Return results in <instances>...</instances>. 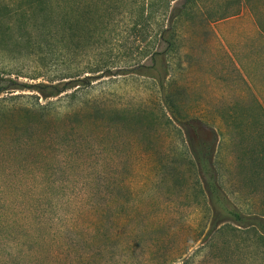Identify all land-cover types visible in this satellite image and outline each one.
<instances>
[{"label": "rangeland", "instance_id": "374dc122", "mask_svg": "<svg viewBox=\"0 0 264 264\" xmlns=\"http://www.w3.org/2000/svg\"><path fill=\"white\" fill-rule=\"evenodd\" d=\"M39 1L0 0V264H264L252 231L229 224L209 233L217 196L264 214V51L262 95L225 100L228 64L207 44L210 25L241 5L264 33V0L177 4L161 87L150 70L131 72L164 47L160 0L150 21L138 0H83L90 12L70 14L71 39L50 49L17 34L43 23L21 16ZM65 2L69 12L80 5L51 8ZM104 60L114 66L108 76L55 98L10 85L83 77ZM202 62L218 74L209 86ZM198 71V91L217 103L186 95Z\"/></svg>", "mask_w": 264, "mask_h": 264}, {"label": "trees", "instance_id": "16d2710c", "mask_svg": "<svg viewBox=\"0 0 264 264\" xmlns=\"http://www.w3.org/2000/svg\"><path fill=\"white\" fill-rule=\"evenodd\" d=\"M55 0H45V1H39L38 3H34L35 6H38V9L35 11H32V7L28 4L27 7L29 8L24 9L22 8L21 16L24 21H26L27 18H30L29 16L33 13L35 15L40 14L41 19L40 22L43 23H37L35 25L31 26H22L17 31V34L19 37H38L41 39V43L38 44L40 47H47L51 44L53 46H59V44H62L65 42V39H71L69 38L68 34L73 29V25L76 24L71 21V17H69L72 13H78L81 17L86 15V13H89L90 6L87 11V5L83 4V0H79L78 4L83 6H76L75 10L68 11L66 9V2L63 5H59V8L53 10L51 8V3ZM57 1V0H56ZM58 1H64V0H58ZM158 1L159 0H151L147 4L144 5V2L141 0H138L137 4L138 7L136 9V12L139 13L138 16L140 18H143V13L145 12V8H149V12L147 13V17L144 18L145 21H150L155 16V13L158 8ZM184 0H160L161 7H162V15L164 17V22L166 23L165 26L161 27L159 29V32L157 34L158 36V42L160 44H163L162 50H155L151 51L147 57V65L145 64H137L132 69V73H136L139 75H145L144 70H150L154 76L158 79V83L160 84V87L162 86V79H164L167 75V56L168 53H170L173 49L174 43L170 40L172 37V19L174 16L177 15L179 9L176 8L177 4H180V2L183 3ZM187 0H185L186 2ZM116 3V2H115ZM117 5V4H116ZM113 3V5L110 6L109 9H106L108 12H115V9L118 8ZM85 6V7H84ZM119 6V5H118ZM126 6V4L124 5ZM61 8V9H60ZM59 9V10H58ZM19 10V9H18ZM105 11V9H103ZM173 11V12H172ZM173 13V14H172ZM12 14V13H11ZM172 15V16H171ZM171 17V18H170ZM170 19V22L168 23V20ZM38 21V20H34ZM140 21L135 22L134 26H139ZM8 34L9 35H15L14 32L8 28ZM45 43V44H44ZM38 45V46H39ZM50 49V48H49ZM110 61L104 60L100 61L99 65H96L94 69L89 72L90 75H84L83 77H68L66 81H61L59 83H50V84H44V83H35V84H27V83H21L17 80L10 81V85L13 86V89H17L20 91H33L39 94L44 99H51L58 97L62 93L73 89L75 87L79 86H88L91 84V82L94 80L93 75L100 73V77L108 76L111 73V70L114 68L113 63H109ZM217 193V191H214ZM229 224L234 225L238 229H244L247 231H252L254 235V239L256 240V244L264 248V214L260 215H247L239 211L234 205H228L223 201L219 196H217L215 202L212 204V216L210 220V226H209V233L217 232L221 226H231Z\"/></svg>", "mask_w": 264, "mask_h": 264}, {"label": "crops", "instance_id": "0c3cea01", "mask_svg": "<svg viewBox=\"0 0 264 264\" xmlns=\"http://www.w3.org/2000/svg\"><path fill=\"white\" fill-rule=\"evenodd\" d=\"M212 39L208 41V46L212 53H220L224 61L228 64V71L224 72L225 77L230 79L228 84L220 83V87L227 90H222L221 98L230 100L233 97L242 98L248 95H262L259 89V57L264 51V33L256 22L252 12L245 6L241 5L236 13L220 21L210 25L209 28ZM202 67L205 69L203 78L204 85L209 86L213 83L216 76L210 72L209 63L202 62ZM202 72L194 73V87L192 91H187L186 95L191 96L193 103L196 97H203L204 100L199 103H217V95L210 96L199 92L200 82L196 78ZM199 74V75H198ZM191 83V84H192ZM237 87L243 88L242 94L237 93ZM239 95V96H238ZM258 101L263 100L256 97ZM213 107H208L211 109Z\"/></svg>", "mask_w": 264, "mask_h": 264}, {"label": "water", "instance_id": "95a60500", "mask_svg": "<svg viewBox=\"0 0 264 264\" xmlns=\"http://www.w3.org/2000/svg\"><path fill=\"white\" fill-rule=\"evenodd\" d=\"M185 4V0L183 1V5ZM183 5H181V6H177L176 8H178V9H182L183 8ZM173 12V11H172ZM173 14V13H172ZM172 16V15H171ZM171 18V17H170ZM170 22V19L168 20V23Z\"/></svg>", "mask_w": 264, "mask_h": 264}]
</instances>
